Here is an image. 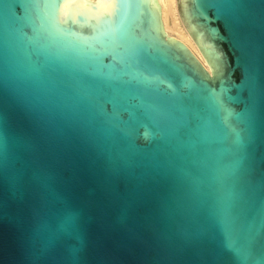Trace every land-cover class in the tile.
<instances>
[{"label": "water", "instance_id": "95a60500", "mask_svg": "<svg viewBox=\"0 0 264 264\" xmlns=\"http://www.w3.org/2000/svg\"><path fill=\"white\" fill-rule=\"evenodd\" d=\"M0 0V264H264V0Z\"/></svg>", "mask_w": 264, "mask_h": 264}, {"label": "bare ground", "instance_id": "6f19581e", "mask_svg": "<svg viewBox=\"0 0 264 264\" xmlns=\"http://www.w3.org/2000/svg\"><path fill=\"white\" fill-rule=\"evenodd\" d=\"M92 1H96V0H92ZM165 1H169L170 5L166 7L165 6ZM158 2L161 5V13H162L161 15H162V21H163V25L165 27V30L167 31L168 34H171V32L168 30V28H169L168 15H169V10L170 9H175V8L177 9L176 0H158ZM175 12H177V11L175 10ZM177 25H178L177 28H178V32L179 33H178V35H175V34L174 35L176 37L180 38L181 40H183L184 42H186L206 64V61L204 60L199 48L197 47V45L195 44V42L193 41L191 36L188 34V32H186V30H185L184 26L182 25V23L179 21Z\"/></svg>", "mask_w": 264, "mask_h": 264}, {"label": "rangeland", "instance_id": "374dc122", "mask_svg": "<svg viewBox=\"0 0 264 264\" xmlns=\"http://www.w3.org/2000/svg\"><path fill=\"white\" fill-rule=\"evenodd\" d=\"M170 5V2L169 1H165V6L167 7V6H169ZM174 8V7H173ZM175 10L177 11V12H175ZM178 14V10L175 8V9H170L169 10V15H168V25H169V28H168V30L171 32V34L172 35H178V28H177V24H178V22L180 21L181 22V20H180V17H179V14ZM178 16V17H177ZM182 23V22H181ZM183 25V24H182ZM167 29V28H166ZM186 30V29H185ZM187 32V31H186ZM174 35V36H175Z\"/></svg>", "mask_w": 264, "mask_h": 264}, {"label": "snow or ice", "instance_id": "6c2138e0", "mask_svg": "<svg viewBox=\"0 0 264 264\" xmlns=\"http://www.w3.org/2000/svg\"><path fill=\"white\" fill-rule=\"evenodd\" d=\"M40 2H41V4L51 3L52 0H40ZM247 2H248V0H240L242 10L236 12L237 23L241 26H243L246 22V17H247L246 5H247Z\"/></svg>", "mask_w": 264, "mask_h": 264}]
</instances>
